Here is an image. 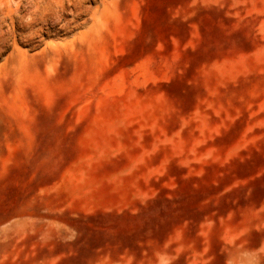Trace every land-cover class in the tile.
Returning <instances> with one entry per match:
<instances>
[{
	"label": "rangeland",
	"instance_id": "374dc122",
	"mask_svg": "<svg viewBox=\"0 0 264 264\" xmlns=\"http://www.w3.org/2000/svg\"><path fill=\"white\" fill-rule=\"evenodd\" d=\"M26 1L0 0V264H179L264 194V0Z\"/></svg>",
	"mask_w": 264,
	"mask_h": 264
},
{
	"label": "crops",
	"instance_id": "0c3cea01",
	"mask_svg": "<svg viewBox=\"0 0 264 264\" xmlns=\"http://www.w3.org/2000/svg\"><path fill=\"white\" fill-rule=\"evenodd\" d=\"M189 237L173 250L179 264H264V194L244 209L205 218Z\"/></svg>",
	"mask_w": 264,
	"mask_h": 264
},
{
	"label": "bare ground",
	"instance_id": "6f19581e",
	"mask_svg": "<svg viewBox=\"0 0 264 264\" xmlns=\"http://www.w3.org/2000/svg\"><path fill=\"white\" fill-rule=\"evenodd\" d=\"M20 1H21V0H20ZM24 1H26V0H24ZM30 1H31V0H30ZM32 1H33V0H32ZM36 1H37V0H36ZM38 1H39V0H38ZM42 1H43V0H42ZM42 1H41L40 3H44V2H42ZM22 2H23V1H22ZM26 2H27V1H26ZM26 2H25V4L28 5L27 3H29V2H27V3H26ZM18 3H19V2H18ZM20 3H21V2H20ZM33 3H34V1H33ZM36 3H37V2H36ZM34 4H35V3H34ZM34 4H33V5H34ZM58 4H60V2H59ZM51 5H52V4H51V1H49V2H46V1H45V4H44V6H43V10H42V12H41V13H42V17H41V19H42L43 21H46V20H47L48 16L46 15V13H47L48 11H50V9H52V8H51ZM40 6H41V5H40ZM27 7H28V6H27ZM34 7H35V6H34ZM34 7L31 6V9L34 8ZM60 7H62V5H60ZM37 8H38V7H37ZM20 9H21V8H20ZM27 9H28V8H27ZM27 9H26V10H27ZM34 9H35V8H34ZM34 9H33L32 11H34ZM39 9H41V8L39 7ZM16 10H17V9H16ZM35 10H36V9H35ZM28 11H29V10H28ZM38 11H39V10H38ZM15 12H16V11H15ZM15 12H14V13H15ZM17 12H18V11H17ZM27 13H28V12H27ZM29 13H30V12H29ZM32 13H33V12H32ZM37 13H39V12H37ZM33 14H34V13H33ZM47 14H48V13H47ZM18 15H19V14H18ZM34 15H35V14H34ZM26 16H27V15H26ZM29 16H30V15H29ZM29 16H28V17H29ZM39 17H40V16H38V17L36 18V17L33 16V18L39 19V21H40V18H39ZM16 18H17V17H16ZM20 18H21V17H20ZM30 18L32 19V16H30ZM59 18H60V17H59ZM20 20H21V19H20ZM34 20H35V19H34ZM22 21H23V20H22ZM29 21H30V20H29ZM36 21H37V20H36ZM47 21H48V20H47ZM22 23H23V22H22ZM28 23H29V22H28ZM32 23H33V21H31V24H32ZM39 23H40V22H39ZM25 24H26V23H25ZM29 24H30V23H29ZM41 24H42V22H41ZM33 25H34V23H33ZM33 25H32V26H33ZM18 26H20V24H19ZM29 26H31V25H29ZM32 26H31V27H32ZM20 27H21V26H20ZM22 28L24 29V27H22ZM27 28H28V27H27ZM2 38H4V35H3Z\"/></svg>",
	"mask_w": 264,
	"mask_h": 264
}]
</instances>
